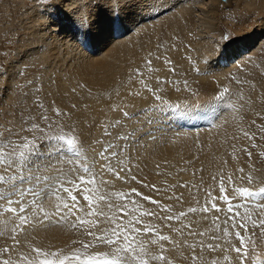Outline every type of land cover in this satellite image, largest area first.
<instances>
[{"label":"rangeland","instance_id":"1","mask_svg":"<svg viewBox=\"0 0 264 264\" xmlns=\"http://www.w3.org/2000/svg\"><path fill=\"white\" fill-rule=\"evenodd\" d=\"M66 1L70 3V1L72 2L74 0H66ZM106 1L107 0H79L82 6V17L83 18H85L86 16L89 17L90 13L93 12L97 6L101 5L103 2ZM220 1L222 2V0ZM76 2H78V0ZM117 2L116 3L118 4V6L121 4L124 5L126 0H122V2H119L118 0ZM155 2L157 3V0L152 1L151 4L153 5ZM189 3H191L189 5L191 7H188L189 12H191L190 15L191 18H188L189 17L188 16L186 19V20L189 19L190 21H188V24H186V26H184L185 27L184 35H183V29L180 27L183 26L184 23H181L182 25L180 24L178 29L179 31L177 30L173 32L174 34L177 35L171 36V42L174 41V43L176 44L177 41L178 43L179 41L182 42L184 38L188 40L187 41L185 39L184 40L185 43L182 42L184 43V50H186L183 51L184 53L182 52L181 54H179L177 51H172L173 50V48H171L172 43H170L169 45L164 42L167 39L163 40L164 37H167L168 35L167 26L170 27L176 23L177 13H175L173 15L175 19L170 18L168 22L166 23L161 22L162 24L160 23L158 24L159 26L156 27L161 33L158 35L157 38L158 40L156 39L155 42L156 44L149 43V45H147V49L150 53L147 56H145V59H143L142 63L141 62L139 63V61H137L138 63H134L136 61H133L134 64L132 66L131 64L129 65V60L127 59L128 61L125 60L124 61L125 63L121 64L123 65L122 66L123 76H121L122 78L118 77L119 81L117 79L118 85H121L120 88L125 87L124 85L126 84L125 82H127V80L128 82H132L133 79L137 80L139 77H141V74H144L147 71L151 72L152 68L153 70L156 68L155 65L157 66V70L158 69L161 70L159 64L161 62V58L163 59L162 61H164V63L165 61L169 62L165 64L163 62L161 63L165 66L168 64L167 67L169 73L166 72L167 67L163 68L165 71L164 70L161 71L166 72L168 75H174V76L176 75L174 78L171 76L169 78L163 76L165 79H162L161 75L165 74L162 72V74L160 73L161 75L156 74L153 77V79L150 82H148L149 84L148 83L143 84L145 89L148 88L147 91L145 90L147 93L146 97L147 96H152V97L151 99L150 98L146 99V97L143 96L142 99L135 100L137 104L141 102L144 103L146 102V104L144 105L146 107H144L141 104L142 108L140 107H139L140 109L134 108L135 110L136 109L137 110L132 111L133 109L132 105L123 106L124 110L122 109L118 110L112 107H108L110 103L104 102L105 98L103 94L97 92L96 89L91 90L90 88H87V86L85 87V85L82 84L81 82H77L78 80L70 79L69 73H71L74 68L72 65L69 70V68L67 69L66 66L71 63L70 61L72 59H78L77 61L79 62L82 61L80 55H85L84 53L85 51L82 47V45H84L83 42H81L80 45H76L75 47H70V49L73 50V51L71 50L72 52L71 54L73 55L69 54L67 58L65 55L63 57L59 55L61 56V58L59 57L60 60H62L63 62L61 61L60 64L58 63L59 67H57V64L54 63L57 62L58 60L53 61L54 62L53 63L52 59L48 57L49 55L48 51L50 50L51 47L49 43L51 41L53 42V38L50 39L49 37L50 40L47 39L48 41L46 40V38L45 40L40 41V39H43V36H41L42 38L40 36L38 38H34L36 35L35 33H34L35 35L33 34L32 37L31 35H28L32 30L33 31L35 30L34 25L37 23L36 19L41 17L39 16V10L41 6L45 8H47V6L48 7L52 6L56 4L54 0H48V3H45L44 0H0V124H6V122L10 121L14 131L18 130L21 127V124H23L25 128H28L32 124L39 125V128L33 131H27L21 133V137H25L26 139L22 140L21 137H13V140L15 142L14 152L10 153L9 150L7 149L0 150L5 153L6 157L8 155H11V158L14 161V165L12 166H7L3 163H0V176H4L6 179L8 177H14V179L9 180L7 183L0 182V195L4 194L6 192V189L11 188L13 184H19L21 180L24 181L23 183L24 188L33 187L37 184V180L34 179V177L38 176L40 177L41 182L39 183V188H37V191H39L40 188L55 187L56 191L53 192L55 196L63 194L62 196L66 198L67 203L69 204V206H71L72 201L68 197L67 193H64L62 191V188L63 187L74 188L75 183L80 182V177H84L85 180L93 179L92 176L93 174L89 175L91 172L90 173L83 172V167L80 161H78L76 158H73L75 156L71 152H68V150L66 149L67 145L64 144L63 141L60 140L54 141L51 147H45V145L49 144V140H40V139L33 140L32 139L33 136L39 138L41 135L44 134L41 133L40 128L44 129V132L49 136V138L64 136L65 139H68L77 136V134H80L79 141L83 145V150L86 153L87 157L91 159V160L88 159L89 165H91V163L95 161V166L92 171L95 174L94 182L91 183L92 185L81 184V188L88 189L87 195H89L91 203H89V201L84 199L85 193L83 191H75L74 194L77 197L78 204L76 205L75 208L71 209V212H69V209L67 208L63 209V214L66 216V220L63 223L61 222L57 224L56 221L59 220V217L53 216L51 222L45 221L43 224H37L34 228L31 225L25 227L23 231L19 232V234L16 236V240H18L19 242L20 239H22V244L18 246L15 245V242L12 239L5 238V236L11 235L10 230L19 222V220L18 222H14L10 220L9 225L5 229H0V233L4 234L0 236V250H2L5 247L9 248L8 253H3L2 251H0V260L11 258L14 261V264H23V262L20 261L21 253H24L29 259L35 258L37 260H42L45 258L58 260L66 255L72 256L74 254H80L81 256H87L97 253H106L110 255L118 254L117 248L122 247L124 243L122 238L117 244H113V245L101 244L98 242H94L93 238L88 235V232H94L96 234H100L102 229H107L109 230V234H110V230L114 227L115 224L122 222L123 224L128 225L129 220H133L138 222L134 223L133 225H130L129 227H135L139 229L141 232L140 235L131 233V235L135 236V245L137 247V251L139 252L140 249L143 248L145 251L148 252L149 256L161 255V254L165 256V261L163 262L152 261L151 264H177L174 263L173 260L167 257L166 251L161 252V247L157 245L158 236L164 235L162 231L160 232L159 226H155V224H148L152 226V229L145 232L143 227L145 226L143 224V218L148 215H143V213L147 209L148 211H150L149 205L152 204L150 200L158 201L160 205L165 206L167 204L161 202L160 200L167 197L170 198L172 196L176 197V195L177 196L179 195L177 193H175L176 195H174L169 191L172 185L181 184L183 183V181H185V179H187L184 176L181 177V174H185L186 172L185 165L187 163H184L183 158L179 157L177 159V163H178L177 165H179V168L177 169L173 168L171 170L170 177H168V179L166 178L165 181H163L162 178L158 179L159 176L158 177L156 176L154 180L156 179L157 184H155L154 188L152 186L153 190L152 189L149 190L148 189L149 187L144 186V188L146 187L147 190H144L143 192L138 190L134 185L128 184V183H132V181L137 183L139 178L137 177V175L135 176L133 174V173H137V170L134 168L132 164H130L133 159L132 152H134L135 150H136L135 152H138L139 149L143 147V143H145V141L147 142V144L157 141V137H155L157 135L156 133L159 131V129H161V126H163L161 123H157L156 125H154V123L151 125L147 124L148 127L145 129H148V131H144L145 129L141 130V121H143V117H145V119L147 120L150 117H152V113H151L152 111L147 109L148 106L160 105L159 104L160 101L155 99L156 95H159L161 99L164 101H167L169 99L168 100L169 102L167 101V103L169 104H172V102H174L175 104L176 101H177L176 103L179 102V104H182V102L184 103L186 101H190L195 97H197L198 95H200V91L202 87L205 90H207V86L209 87L212 86L213 89L209 91L210 94L214 96V98H216V96L220 92H222L224 88L231 87L232 89L238 92L242 90L246 91V89H242V86H244V88L247 87L248 90L246 92V95L248 94L247 97L249 96L248 97V99L250 100L249 102L253 103V106L255 107L253 109L254 111L252 110V112H254L253 114L254 117L252 118L249 117L252 121L250 125H248L250 131H252L253 139L255 141L253 145L255 146L253 147L251 146V149L244 148L243 152L247 150V152L245 153V157L247 156L246 162L247 160L250 161L249 159L251 158H249L248 153H251V157L252 158L254 157V164L253 166H251L252 165L250 163L252 161L251 159L250 162H247V164L245 163L246 170H244L245 167L243 166L241 167V169H243L244 171V180L238 181L235 184L236 187L238 188H244L243 185L240 186L241 184H247L245 186H248L249 183L246 178L247 176L251 175L254 178L255 184L262 183L261 185L262 186L264 185V178H263L264 176L258 177L257 175H255L258 172L264 173V79H263L264 73H262L264 71V36L260 35L258 41L254 45L252 46L248 45L246 49H250V50H246V53L242 54L241 56L239 55V58L235 57L236 59L230 60L231 62L229 61L226 62L227 59L224 58V53L229 54L232 48L231 43L236 39L237 36L233 28L234 26L239 25V23L242 25L245 22L243 18H246L254 29H258L259 23L262 21V19H264L263 17L264 0H225L224 6L220 5L221 6L220 7L218 5L217 7L218 9L217 13L218 12L219 13L217 14L218 17L217 20L214 22L215 23L217 22L218 26L216 25L217 30H215L214 33L212 34H208L207 32H211V31H207L206 28L204 29L206 30V32L203 30L202 18L204 17L201 16L205 15L206 10L201 9V5L206 4L205 7L207 6V8L210 10V8H212L213 6V0H189ZM238 5L241 6L240 9H238L239 8ZM115 6L117 7V5ZM115 6H113L112 9L115 8ZM53 8L59 9L57 7H53ZM171 13L173 12L171 11L169 14ZM43 14H46V12L43 11ZM62 14L60 12V16L65 20L61 23V26L63 27L64 24L65 25L69 24L68 22H70V18L66 12L63 15ZM169 14H165V15L163 14V15L167 17V15ZM163 15H161L162 18H164ZM44 16L46 17V15ZM159 17L160 16H153L151 18V22L158 23V20L161 21L162 19L161 17L159 19ZM74 24L77 26V28H85L86 31L87 28L89 27L87 20L80 22V24L77 20H74ZM245 25L247 26L249 24L246 23ZM210 27L211 26H207V28ZM191 29H194L195 31L193 32ZM133 32L134 31L132 30V33ZM73 34H75V31H72L68 35L72 37ZM188 34L191 37H188ZM43 35L48 37V33L46 34L43 33ZM141 35H143V31L142 33H139L140 37ZM174 37L175 38L178 37V39L179 38L180 39L178 40L175 39ZM194 38H196L197 41L200 42L199 43L200 45L197 43L196 39ZM45 41L46 43H44ZM176 44H174V48ZM58 47H61V45L57 46V48ZM166 50H168L169 52L166 53L167 52ZM196 50L198 51V53L192 54V51H196ZM219 51L222 52V55L220 54L221 55L220 57L217 56L214 62L212 60L208 62L204 61L205 63H203V60H201V62L199 61L201 54H206L207 56H210L218 53ZM64 58L68 59V61H64L65 60ZM245 58H247L246 60H252V62H255L253 61L254 58L257 60L259 64L257 65L256 63H254L255 68L253 71L254 72L256 71L257 75L260 74L263 78L260 75H258L257 78L258 80L255 78V80L252 81L249 80L247 82V80L244 79L245 77L244 67H241V63L245 61L244 60ZM193 59H195L196 61L190 62ZM131 60L132 59L130 58V61ZM117 62L118 61H116L115 63ZM50 63L52 65L54 64L56 68L53 67L52 65L50 66ZM191 63H193V65ZM194 63H195V67H194ZM119 64L120 63H118V65ZM138 64H140V66H138ZM134 65H136L137 68ZM207 65L214 66L216 70L220 69L223 70V72L229 70V72L227 71L228 74H226L227 76L225 77L227 78L226 81H228V83H223L221 81L222 83L220 84V81H218L217 79H212V80L207 79V81H203L204 83H206L205 85L202 82L201 78H207L209 76L215 77L214 75L204 74L203 69L205 70V68H207ZM63 66L65 69L62 68ZM170 67L172 68V70H170L171 69ZM60 68L63 69V72L62 69L60 70ZM194 68H199L200 71H202V74L201 72L194 71L195 70ZM259 68L262 69L261 70L262 72L260 71ZM191 70H193L194 72ZM214 71L215 70L210 68L209 73ZM137 72H139V75L137 74L138 78L133 76V74H136ZM194 73L196 74V76ZM61 75L64 78H62ZM58 76L61 77V82H60L61 87L58 86L59 83H57L58 81L56 78ZM200 76L202 77L200 78ZM252 76H254V73L252 74ZM130 77H132L133 79H130ZM156 78H159L160 81H164V80L168 81L167 83L168 85L176 86L179 84L178 86H182V89L179 88V90L177 91V89H173V88L166 89L167 87L165 86L162 89L160 88V86L162 87L163 84L165 85L166 83L160 84L158 83ZM185 81H187L186 89L184 88ZM173 82H175V84ZM238 82H242V83H238ZM80 83L82 84L83 87L81 86ZM140 84L142 86V83ZM237 85H242V86L238 88L236 87ZM153 86L155 87V90ZM253 86H257V90H253L254 88ZM151 87L153 88L154 92ZM149 89H151V92ZM250 89L253 91H257L258 97L253 96L254 95L253 92L249 93L251 91ZM61 91L63 92L64 95L62 94ZM230 91L232 92L233 90L230 89ZM60 94H62V96ZM243 96H245V94ZM111 97L112 96H108V98ZM126 97L127 96L125 94V96H123L121 100L129 102V100H127ZM237 98L239 104L242 105V107H244L247 104L248 105L250 104L248 100L241 103L239 96ZM58 99L59 101L61 100V102H58ZM253 100L255 101L251 102ZM56 110H59V112L62 115L58 116L56 114ZM129 110H131V113L129 112ZM139 110H140L139 112L140 115L137 118L136 117L137 111ZM228 111L232 112L233 110L230 109ZM145 112H147L146 115H141V113H145ZM124 113H129L128 117H125ZM248 114L246 113L244 114V116H242V121L243 120L245 121L246 118L245 116ZM43 115L48 116L49 118L48 121H44L41 119ZM129 117L130 119H128ZM254 118L257 119L255 120ZM117 121H119L120 123L116 127H112V125L116 124ZM48 124H51V128L47 127ZM157 125L159 126V128L155 133H153L152 129L155 128ZM73 126L75 127V132H73L72 130ZM130 128H133L134 130L132 133L131 130H129ZM105 129H107L108 132H110L111 134L105 135ZM210 129H214V128H210ZM142 131H144V134L143 133L141 134ZM149 132L152 133V136L147 135ZM7 135L8 134L5 133V136ZM121 136H128L130 138L127 140L118 139V137ZM153 137H155V139H153ZM147 138H151V139H147ZM95 141H102V143H95ZM32 143L39 145L41 151L44 153V156L46 157L37 166L40 169V171H37L36 168L29 169L27 166H24L22 164V161L20 160L21 153L27 155L31 151ZM25 144H28V147H25L24 146ZM108 144H113L115 145V147L111 148L109 152L106 153V155L111 157L112 152L119 153L118 156L111 157L110 161H106L104 159L99 158V153L102 152ZM57 145L67 153L66 156L67 159H65L66 157H64L65 160H63L55 151H53V148L56 147ZM196 151H199V149L196 148ZM47 157H51V159H48ZM125 159H127V161H125ZM197 159H195V157L192 156V161H196ZM68 160H71L73 165H71L68 162ZM118 161L123 163L125 170H121V164L118 163ZM248 164L250 165V167ZM108 167L115 169L119 173V176L121 178L118 179L116 175L107 171ZM130 167H131V171L128 172L127 169H129ZM251 168L252 170L255 171V174L251 173L252 171L250 170ZM130 175L135 177V179L131 180ZM177 180L179 182H177ZM190 181L191 179H189V182ZM138 183L143 184L141 181H138ZM151 191H154V193L152 192L153 195L151 194ZM145 192L147 194H145ZM136 193H140L141 195L138 196L136 195ZM227 193H231V192H227ZM47 194L49 193L46 192L45 196ZM53 197L54 195H52V197H48V199H52ZM101 197H104V199H100ZM143 197H149L150 200H145L143 199ZM153 197H155V199ZM30 198L32 197L31 196L25 197L24 203L28 204L29 203L28 199ZM48 199H46V201ZM248 199L244 198L245 201H247ZM109 204H111V207H109ZM125 204L127 205L126 209L124 211H121L120 209ZM13 207L19 209L20 205L16 204L13 205ZM30 209L31 208L28 209V212H31ZM64 211H66V213H64ZM92 211H95L97 213H103V215H99V214L95 216L88 215V213ZM125 211L128 213L127 215H125ZM7 214H1L0 219L1 218L4 219V216H6ZM10 215L13 216V214ZM77 217L87 219L88 221L95 223L96 226L93 227L92 224L81 226L77 222ZM73 224H76L77 226L73 227L72 226ZM54 225L57 227H55ZM60 225L63 227H61ZM34 229H38L40 231L42 230L51 231L53 229L55 231H58L59 229V232L63 230L61 233L56 232L55 236L57 235L60 236L59 234H62L64 235V237L62 236L63 238L61 242L59 241L61 239L60 238L61 236L59 237L60 239L58 238L59 240L57 239V237L55 238L54 235H50L42 239L41 238L39 239L38 237H37L38 239L36 237H32V239L33 238L36 239V240L34 239L33 242V240H30L32 234L31 235L27 234L28 236L27 235L24 236V234L25 232L28 231L29 233ZM154 231H156L155 235L153 234ZM24 237L26 238L29 237V239H27L28 241H26ZM85 243L90 245L95 243V246L89 247L87 250H85L83 248V244ZM32 247L41 249L42 252L47 254V256L37 257L36 253L31 251ZM54 252L58 253L56 257H53L51 255ZM66 264H76V262L68 261L66 262Z\"/></svg>","mask_w":264,"mask_h":264},{"label":"bare ground","instance_id":"2","mask_svg":"<svg viewBox=\"0 0 264 264\" xmlns=\"http://www.w3.org/2000/svg\"><path fill=\"white\" fill-rule=\"evenodd\" d=\"M54 1L56 4L49 6V7L47 6V8L41 6L39 10V16L41 17L39 18L37 17L38 18L36 19L37 23L35 22L36 24L34 25L35 30L34 31L32 30L28 35H31L32 37V35L35 33L36 35L34 34L35 35L34 38L43 36V39H40V41L45 40V38L47 40L49 39V37L50 39L53 38V42L51 41L49 43L51 47H50V50L48 51L49 52L48 57L52 59V62L55 60H58L55 63L53 62L54 64H57V67H59V64L62 61L60 60L61 56L63 57L65 55L67 58V56H69V54L72 53L71 52L72 49H70V47H75L76 45H80L81 42H83L84 45H82V47L85 51L84 52L85 55H80V58L82 59V61L79 62L77 61L78 59H72L70 61L71 63L69 62L70 64L66 66L67 69L69 68V70L72 65L74 68L72 72L69 73L70 79L78 80L77 82H81L82 84L85 85V87L87 86V88H90L91 90L96 89L97 92L103 94L105 98L104 102L110 103L108 107H112L118 110L120 109L124 110L123 106L132 105L133 107L132 111H133L135 110L134 108H139V107L142 108L141 106L142 105L144 106L146 104V102L145 103L141 102L137 104V102L135 101L137 99H142L143 96L146 97V94H147L146 91L148 88L146 87L147 89H145L143 84L150 82L156 74L157 75L160 73L162 74L163 71L161 70H164L163 68L164 67L166 68L168 64L166 66L161 64L162 62L164 63V61H162L163 59L161 58V62L159 63L161 70L159 69L157 70V66L155 65L156 68L154 70L152 68L153 72L152 71L151 72L147 71L145 73L143 72L144 74H141V77L138 78L137 73H139L140 72L139 71L136 74H133V76L138 78L137 79L138 81L130 77V79H133L132 82H128L127 80V82H125L126 84L124 85L125 87H122L123 89L120 88L121 85H118L117 83L119 81L118 77L123 76V67H122L123 65L121 64L125 63L124 61L127 59L129 60V65L131 64L132 66L134 63H138L137 61H139V63L140 62L142 63L143 59H145V56H147L150 53L147 49V45H149V43L151 44L155 43L156 39L158 38V35L161 33L156 27H158L159 26L158 24H160L161 22L162 23L168 22L170 18L175 19V17H173L175 13H177L176 23L170 27L167 26L168 35L167 37H164L163 40L167 39L164 42L169 45L170 43H172V47H171L173 48L172 51H177L179 54H181L183 51H186L184 50V43H185L184 40L186 38H184V40L182 41L184 43L179 41V43L181 42L179 44L177 41V44H176L174 43V41L171 42V36L177 35V34H174L173 32L179 29V26L181 23H184L183 26H180L183 29V35H184V29H185L184 26L188 24V21H190L189 19L188 20L186 19L188 16H189L188 18H191L190 17L191 12H189V8H188V7H191L189 6L191 4L189 3V0H186V1L184 0H157V3L155 2L153 5L151 4V2L155 0H126L124 5L123 4H121L122 6L119 5L120 7L117 4L118 0H107L106 2H103L101 5L97 6L96 9H94V11L90 13L89 17L88 16L85 17L86 19L82 17V6L79 0L78 2H76L77 0H74L72 2L70 1V3L67 2L66 0H54ZM119 2H122V0H119ZM115 5H117V7ZM205 5L206 4L201 5V9L206 10L205 15L201 16L205 18V20L204 18H202L203 30L206 28L207 31H211L207 33L212 34L214 33L215 30H217V26H218L217 22L216 23L214 22L218 18L217 14L219 12L217 13V10H218L217 7L218 5L224 6V2L223 1L221 2L220 0H213V6L212 8H210V10L207 8V6L205 7ZM113 6H115V8L112 9ZM53 7H57L60 10L53 8ZM238 7H239L238 9H240L241 6L238 5ZM43 11L46 12V14H43ZM171 11L173 13L169 14ZM60 12L61 14L62 13L64 14L66 12L70 18V22H68L69 24L68 25L64 24L63 27L61 26V23L65 20L60 16ZM116 14H118L119 19L116 21L115 24H113L112 21L115 18ZM163 14L164 15L169 14V15L165 17ZM44 15H46V17ZM161 15H163L164 18H162ZM153 16H160L162 19L161 21L158 20V23H154V22H151V18ZM243 19L245 22L242 25L239 23L240 26L236 25L233 28L237 36H236V39L231 43L232 48L229 54L224 53V58L227 59V61L225 60L226 62L228 61L231 62L230 60L236 59L235 57L239 58V55L241 56L242 54L246 53V50H250V49H246L248 45L249 46L254 45L258 41V38L260 35L264 36V19H262V21L259 23L258 29H254L252 25L247 21L246 18H243ZM74 20H77L79 24L80 22L87 20V23L89 25V27L87 28V31L85 30V28H77V26L74 24ZM246 23H248L249 25L246 26L245 25ZM207 26H211V27L207 28ZM132 30L134 31L133 33H132ZM191 30L193 32L195 31L194 29H191ZM72 31H75V34H73L71 37L68 34L71 33ZM142 31H143V35H141L140 37L139 33H142ZM204 31L206 32V30ZM43 33L44 34L48 33V37L43 35ZM188 37H191V36H189L188 34ZM175 39H178V37ZM59 41H62V42H59ZM44 43H46V41ZM197 43L199 44L200 42L197 41ZM174 44H176L175 48H174ZM60 45L61 47H58L59 48L58 49L57 46H60ZM166 51H167L166 53L169 52L168 50ZM197 53H198L197 50L192 51V54H197ZM220 54L222 55L221 51H219L216 54L210 55V56H207L206 54H201L199 61L201 62V60H203V63H205L204 61L208 62L212 60L214 62L217 56L219 57L221 56ZM130 58L132 59L131 61H130ZM246 59L247 58H245L244 59L245 61L241 63V67H244V73L246 77V78L244 77V79H246L248 82L249 80L252 81V80H255V78L257 79L258 75L260 74L257 75L256 71L255 72L253 71L255 68L254 63H256L257 65L259 64L257 60L254 58L253 61L255 62H252V60H246ZM64 61H68V59H65ZM116 61L118 62L115 63ZM133 61H136V62L133 63ZM192 61L195 62L196 60L193 59L190 62ZM118 63L120 64L118 65ZM197 63H198V60H197ZM54 64L52 65L50 63V66L52 65L53 67H55ZM191 64L193 65V63ZM138 66H140V64H138ZM208 66H211V65H207V68ZM194 67H195V63H194ZM62 68H64V66ZM62 68H60V70ZM211 69L215 71L210 72L209 75H214L215 77L209 76L207 78H201L202 76H200V78L202 79V82L207 81V79L209 80L217 79L218 81H220V84L222 82L228 83V81H226L227 78L225 77L227 76L226 74H228L229 70H227L228 72L227 71L223 72V70H220V69L216 70L214 66H211ZM259 69L260 71L262 70L261 68ZM170 70H172V68ZM168 71L169 70L167 67L166 72L169 73ZM252 71L254 73V76H252L253 74ZM62 72H63V69H62ZM166 72H163L165 73L163 75L160 74L162 79H165L164 77L169 78L171 76L174 78L176 76V75L175 76L168 75ZM200 72L202 74V71ZM203 72H204V69H203ZM262 73H264V71ZM61 77L64 78L62 75ZM61 77L58 76L56 78L58 81L57 83H59L58 86H60L61 84L60 83ZM156 79L157 81H160L159 78H156ZM140 83H142V86ZM116 84L119 86V88ZM160 84H163V83H160ZM204 84L206 85V83ZM164 86L167 87L166 89H171V88L177 89L176 86L168 85L167 83L165 85L163 84L162 87L160 86V88L163 89ZM241 86L242 85H237L236 87L239 88ZM208 87L209 86H207V90H205L202 87L200 91V95H198L197 97L193 95L195 97L194 99L190 101H186L184 103L182 102V104H179V102L176 103L177 101L174 104V102L170 101L172 102V104L170 105H173V106L179 105L181 108L187 107L191 109V111L194 113H202L206 115H204L203 118H201L200 116H194L190 122H186L184 120L176 121L175 119L163 120L162 122H159L163 126H161V129H159V131L156 133L157 135L155 137H157V141L151 142L148 144L145 141V143H143V147H141L138 152H135L136 150L132 152L133 159L130 164H132L134 168L137 170V173H133V174L135 176L137 175V177H139L138 181H141L143 184L138 183V181L137 183L132 181V183H128V184L134 185L138 190L143 191V192L144 190H147L146 187H149L148 189L150 190L152 189V186L154 188L155 184H157L156 179L154 180L156 176L157 177L159 176L158 179L162 178V180L165 181L166 178L168 179V177H170L171 170L173 168L175 169L179 168V165H177L178 164L177 159L179 157H182L184 160V163H187V164L185 165L186 172L184 171L185 174H181V177L184 176L187 179H185L183 183L180 182L181 184L172 185L169 191L170 193H173L174 195H176L175 193L179 195L178 196L176 195V197H173V196L170 198L167 197L162 200L158 199L161 202L166 203L167 205L165 206L167 207L170 206L171 210L168 212H165L157 208V206L154 204H150V205L148 204L150 212H155L157 215L156 216H151V215L145 216L143 218V224L144 225L155 224V226H159L160 232L162 231L164 235L169 236L171 242L157 241L158 243L157 245L165 249L167 257L173 260L174 263L194 264L192 257L193 255H195L197 257L195 264H236L235 258L237 254L234 251H231V249H229L228 251H225L226 245L222 239H218V238L213 239V237L223 236V229L225 227L224 221L228 218V215L230 214L226 212L217 213L214 211H210L208 213H204L203 211H197L196 213H187V209L190 207H196L197 209H200L206 203L210 207L209 193H211V197L217 198L215 202L217 203L218 207H220L221 209H225L227 206L223 204L219 199L221 195L220 181L223 178L224 185L227 189L226 195L230 197L233 204L241 205L239 209V212L241 215L247 214L249 217L248 232L245 233L243 229H237V230H239L242 235H245L248 238L249 250H250V255L252 256V258L255 260L256 256L259 255L260 259L264 260V235H261V229L259 227L257 228L251 227V221L258 220L260 218V213L257 210V206L260 202L259 201L255 202L252 199L245 198V199H248L247 201L249 202H247L238 193L233 191L234 188H237L235 183L238 181L244 180V179H241L242 176L244 177V171L243 173H241L239 169H241L242 166L245 167L247 162H250L251 159H252V161L250 162L252 164L251 166H253L254 164V157L253 158L250 157L251 159L248 158L250 161L247 160L246 162L247 156L245 157V153L247 152V150L243 152L244 151L243 149L244 148L251 149V146L253 147V144L255 142L253 138L249 139L247 136L244 135V133L247 132L250 134L251 137H253L252 131H250V128H248L249 127L248 125H250L252 121L250 118L254 117L253 115L254 112H252V110L255 107L253 106V103L249 102L250 101L248 99L249 96L247 97L248 94L246 95V92L248 90L247 87L244 88V86H242V89H246V91L242 90L238 92L232 89L231 87L229 88L233 90L232 92L230 91L231 94H233L232 103L235 109L232 112H229L228 110L230 109L227 106L223 105L222 102L217 101L214 98V96L210 94L209 90H212L213 87L212 86L209 88ZM253 87H254L253 90H257V86H253ZM179 88L182 89V86H179ZM154 90H155V87H154ZM253 90H251L249 93L253 92L254 94L253 96L258 97L257 91H253ZM62 91H65V90H62ZM62 94L60 95L62 96ZM125 94L127 96L126 99L129 100V102L121 100V98L125 96ZM244 94L245 96H243ZM108 96H112V97L108 98ZM238 96L240 98L241 103L248 100L250 104L249 105L247 104L244 107H242V105L239 104V101L237 98ZM151 97L152 96H147L146 99L148 98L151 99ZM254 101L255 100L251 102H254ZM58 102H61V100L59 101L58 99ZM157 107L158 106H148L147 109L152 111V109L150 108L154 109ZM129 112L131 113V110H129ZM139 112L140 110L137 111V116H136L137 118L140 115ZM151 113H152V117L159 119L158 113H153V112ZM246 113L247 114L249 113L250 115L249 114L246 115L245 121L244 120L242 121V116H244V114ZM128 119H130V117ZM146 121L147 119L143 117V121H141V129L143 130L148 127ZM156 124L157 123H154V125ZM158 128H159L158 125L155 128H153L152 129L153 133H155L158 130ZM210 128H214V129H210ZM129 130H131V133L134 131L133 128H130ZM144 131H148V129H145ZM144 131H142L141 134L142 133L144 134ZM155 137H153V139H155ZM147 139H151V138H147ZM196 148H198L199 151H196ZM192 156L195 157V159H197L198 157V159L196 161H192ZM73 158H76V157H73ZM65 159H67V157ZM65 159L63 158V160ZM88 159L91 160L89 157ZM125 161H127V159H125ZM70 164L73 165L72 163ZM244 170H246V167L244 168ZM250 170H252V168ZM253 171L254 170H252L251 173L255 174V171L254 172ZM89 175L95 176L93 172H91ZM255 175H257L258 177L259 176L263 177L264 173L258 172ZM130 177H133V176L130 175ZM229 177H231V182H229ZM189 179H191L190 182H189ZM178 180L177 182H179ZM261 184L262 183L255 184V185L249 184L248 186H245L247 184H241L240 186L243 185V187H247L251 190H256L262 186ZM144 186L146 187L144 188ZM58 189H59V186H58ZM147 192H150V191H147ZM152 192L154 193V191H151V194ZM227 192H231V193H227ZM145 194L147 193L145 192ZM52 195H54L52 199L47 198L48 200L47 201L45 200L44 202L45 210L49 212H55L57 209V206L67 203L66 198L62 196L63 194L55 196L54 193H51V194L49 193L45 197H52ZM153 198L155 199V197ZM31 200L32 198L28 199V202H30ZM146 211H148V209ZM181 212L186 213V215L184 217H180L179 219H172V220L163 219V217H167L170 215L178 216L179 213ZM64 213H66V211H64ZM10 214H7L6 216H4V219L2 218L0 219V229H5L9 225L10 220L14 222H18V217L12 216ZM230 223L231 221H229V224ZM217 225H218V228H217ZM59 229L58 231H55L54 229L51 231H48V230L40 231L38 229H34L29 233L28 231L25 232L24 236L27 234L29 235L32 234L30 240H33V242L35 238L32 239V237H36V238L38 237L39 239L40 238L42 239L50 235H54V237L55 238L57 237L58 239L61 236L60 237L61 239L60 238H59L60 240L58 239L61 242L64 235L59 234L60 236L58 235L55 236L56 232L57 233L59 232ZM229 231H233V230L229 228ZM24 239L28 241L27 239H29V237L28 238L24 237ZM232 243H233V246L235 247L240 246L239 241L235 239L234 234L232 237ZM20 244H22V239H20L19 245ZM191 245H194L195 248L193 249L192 247H190ZM209 245H212V246L220 245V248L216 250H212L208 247ZM253 249L254 251H252ZM225 256H228L230 259L226 261Z\"/></svg>","mask_w":264,"mask_h":264},{"label":"snow or ice","instance_id":"3","mask_svg":"<svg viewBox=\"0 0 264 264\" xmlns=\"http://www.w3.org/2000/svg\"><path fill=\"white\" fill-rule=\"evenodd\" d=\"M45 3H48V0H44ZM119 19L118 14H116L115 18L113 19L112 23L115 24L116 21ZM165 63H169L168 61H165ZM211 66L208 68H205L204 74H209ZM195 71L200 72L199 68H196ZM139 75V73H137ZM158 83H168L167 81H158ZM175 84V82H173ZM242 83V82H238ZM147 87V86H146ZM177 90H179V86L176 85ZM185 88H187V81H185ZM151 90V89H149ZM155 99L160 101V106L157 108L152 109L153 113L159 114V119L155 117H150L146 123L147 124H153V123H159L163 120H171L175 119L176 121L184 120L186 122H190L194 116H200L203 118L204 115L202 113H194L191 111V109L184 107L181 108L179 105L173 106L167 103V101H164L161 99L159 95L155 96ZM217 101H220L223 103V105L227 106L229 109L235 110L232 100H233V94H231L229 88H224L222 92H220L216 98ZM56 114L58 116L62 115L59 110H56ZM147 112L141 113V115H146ZM66 115V114H63ZM125 117H128L127 113H124ZM42 120L48 121V116L43 115L41 117ZM120 122L117 121L116 124L112 125V127H116ZM48 128H51V124L47 125ZM39 128L38 124H32L28 128H25L23 124H21V127L14 131L13 126L11 125V122L8 121L6 124H0V150L7 149L10 153L14 152L15 142L13 140V137H21L22 132L27 131H33L35 129ZM73 132H75V127L73 126ZM143 130V129H141ZM41 133H44L39 138L33 136V140L40 139V140H49V144L45 145V147H51L52 143L54 141H63L64 144L67 145L68 152H71L78 161H80L83 172L84 173H90L93 171L95 166V161L89 165L88 163V157L86 153L83 150V145L79 141V135L65 139L64 136L59 137H51L44 132L43 128H40ZM5 133L8 135L5 136ZM111 133L108 132L107 129H105V135H110ZM148 136H152V133L149 132L147 134ZM245 136H247L249 139H252L253 137L250 136L249 133L245 132ZM21 139H26L25 137H21ZM118 139L127 140L129 139L128 136H121L118 137ZM95 143H102V141H95ZM25 147H28V144L24 145ZM255 146V145H253ZM115 147L113 144H108L105 149L99 153V158L104 159L106 161H110L111 157H116L119 155V153L112 152L111 157L106 155V153L109 152L111 148ZM53 151H55L62 159L67 156V153L60 148L58 145L53 148ZM249 158L251 157V153H248ZM46 157L44 156V153L41 151V148L39 145L32 143L31 144V151L25 155L24 153H21L20 160L22 161V164L24 166H27L29 169L36 168L37 171H40V169L37 167L43 159ZM48 159H51V157H47ZM69 163H72L71 160H68ZM0 163H3L7 166L14 165V161L11 158V155L5 156V153L3 151H0ZM118 163L121 164V170L124 169V165L122 162ZM107 171L117 176V178H121L119 176V173L111 168L108 167ZM128 172L131 171V169H127ZM241 173H243V169H239ZM14 179V177H8L7 179L4 176H0V182L7 183L9 180ZM34 179L37 180V184L30 188H24L23 183L24 181L21 180L19 184H13L11 188L6 189V192L2 195H0V214H7L11 213L13 216L18 217V224H16L11 230L10 236H5L6 239H12L15 242V245H19V241L16 240V236L19 234V232L23 231V229L29 225L32 227H35L37 224H43L45 221L51 222L52 217L56 216L59 217V220L56 221L57 224L64 222L66 220V216L63 214V209L67 208L69 209V212H71L72 208H75L78 204L77 197L74 194L75 191H83L85 193L84 199L89 201L91 203L89 195H87L88 189L87 188H81V184H91L94 182L95 177L93 176L92 180H85L84 177H80V182L75 183L74 188H68L63 187L62 191L64 193H67L68 197L72 201V205L69 206L68 203H64L63 205L57 206V209L55 212H49L45 210L44 202L48 197H45V193H53L56 191L55 187H45L40 188L39 191H37V188H39L40 177H34ZM131 179H135V177H131ZM241 179H244L242 176ZM247 181L249 184H254V178L249 175L247 176ZM229 182H231V177H229ZM226 187L224 185L223 178L220 181V201L225 204L227 207L225 209H221L218 207L216 201V197H211V193H209L210 196V207L206 203L204 206H202L200 209H197L196 207H190L187 209V213H196L197 211H203L204 213H208L210 211H214L217 213H229L228 218L224 221L225 227L223 229V236L222 237H213V239H222L226 245L225 251H228L231 249V251H234L236 255V264H264V260H261L259 255L256 256L255 260L250 255L249 250V243L248 238L245 235H242L241 232L237 229H243L245 233L248 232L249 228V217L247 214L241 215L239 212V209L241 207L240 204H233L230 197L226 195ZM234 192L238 193L243 198H251L254 201H259L260 203L257 206V210L260 213V218L258 220H252L251 221V227L257 228L259 227L261 229V235H264V186L259 187L256 190H250L247 187L244 188H234ZM136 195H141L140 193H136ZM31 196L32 200L25 204V197ZM100 199H104V197H101ZM145 200H150L149 197H143ZM150 202L157 206L162 211L168 212L170 211V206L166 207L163 205H160L158 201L150 200ZM19 204L20 207L17 209L16 207H13V205ZM109 207H111V204H109ZM127 205L125 204L120 210L124 211L126 209ZM31 208V212H28V209ZM74 214V213H73ZM103 215V213H97L95 211L89 212L88 215L95 216V215ZM128 213L125 211V215ZM143 215H151L156 216L157 214L155 212L145 211ZM186 213L181 212L178 216L170 215L167 217H163V219L172 220V219H179L180 217H184ZM218 219V218H216ZM229 221L231 223L229 224ZM77 222L79 225H88L92 224L93 227L96 226L95 223H92L88 221L87 219L77 217ZM138 221L129 220L128 225L121 223H117L114 225V227L110 230L102 229L100 234H96L94 232H88V235L93 238L94 242H98L101 244H108L113 245L117 244L121 238L123 240V246L117 248L118 254H106V253H97V254H91L87 256H81L80 254H74L72 256H64L61 259H42L37 260L35 258L29 259L24 253L20 254V261L23 262V264H66L68 261H75L76 264H151L152 261H159L163 262L165 261L164 255H151L149 256L148 252L145 251L143 248L140 249V251H137V247L135 245V236L131 235V233H135L136 235H140L141 232L139 229L135 227H129L130 225H133ZM73 227H76V224L72 225ZM218 228V225H217ZM229 228H231L233 231H229ZM152 229L151 225H145L144 230L145 232ZM158 231V230H156ZM156 231L153 232V234H156ZM233 234L235 236V239L239 241L240 246L235 247L232 243V237ZM0 235H4L3 233H0ZM203 235V234H201ZM158 241H170L169 236L167 235H159ZM95 246V243L93 244H83V248L87 250L89 247ZM193 249L195 248L194 245H191ZM203 247V246H202ZM212 250H216L220 248V245L208 246ZM3 253H8L9 248L5 247L2 250ZM32 252H35L37 257L39 256H47L46 253L42 252L41 249L32 247ZM165 251L163 247H161V252ZM254 251V249L252 250ZM53 257H56L58 253H52ZM230 258L228 256H225V260L228 261ZM192 260L195 264V261L197 260V257L193 255ZM0 264H14V261L11 258L8 259H2L0 260Z\"/></svg>","mask_w":264,"mask_h":264},{"label":"water","instance_id":"4","mask_svg":"<svg viewBox=\"0 0 264 264\" xmlns=\"http://www.w3.org/2000/svg\"><path fill=\"white\" fill-rule=\"evenodd\" d=\"M223 2H225V0H222Z\"/></svg>","mask_w":264,"mask_h":264}]
</instances>
